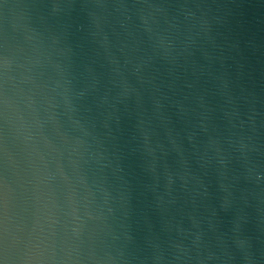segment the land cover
Here are the masks:
<instances>
[{"label":"water","instance_id":"95a60500","mask_svg":"<svg viewBox=\"0 0 264 264\" xmlns=\"http://www.w3.org/2000/svg\"><path fill=\"white\" fill-rule=\"evenodd\" d=\"M0 264H264V0H0Z\"/></svg>","mask_w":264,"mask_h":264}]
</instances>
